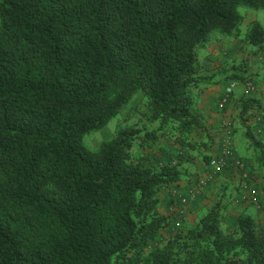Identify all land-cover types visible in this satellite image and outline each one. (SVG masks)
<instances>
[{"label":"trees","instance_id":"1","mask_svg":"<svg viewBox=\"0 0 264 264\" xmlns=\"http://www.w3.org/2000/svg\"><path fill=\"white\" fill-rule=\"evenodd\" d=\"M242 8L264 10V0H0V264H264V230L246 212L225 230L222 197L175 230V215L159 212L190 152L211 160L197 98L214 84L200 54L241 35ZM243 38L264 48L256 20ZM247 70H222L226 85H245ZM135 96L141 127H118L86 148L84 135ZM260 105L253 97L235 103L264 172V144L247 124ZM163 139L185 150L178 160L152 154Z\"/></svg>","mask_w":264,"mask_h":264},{"label":"rangeland","instance_id":"2","mask_svg":"<svg viewBox=\"0 0 264 264\" xmlns=\"http://www.w3.org/2000/svg\"><path fill=\"white\" fill-rule=\"evenodd\" d=\"M240 13L244 17V21L242 24L243 26L241 27V35L237 38L224 37L221 38L220 40H217L216 42H212L208 48L209 51L206 49L207 52L205 51L204 53H202V58H200V62L204 67V70L202 71V75H206V76L213 75V77L211 78V80H209V82H212V84H214L213 86L216 85L215 88L219 91H222L225 88V86L232 84L230 82V84L226 85L227 83H229V80L226 79L227 75L226 73H223L222 70L231 69L232 67L238 65H244V67L248 69L246 72L248 81H253V82L254 80L263 81L264 79V77H259V76H263L264 54H263V60L261 61L260 60L261 54L257 56V54H259L257 48H254L253 46L250 47L249 45L245 44L244 42L245 38H243V34L245 33L246 28L249 22L252 20L258 21L264 28V10H252V9L242 8L240 9ZM232 72L233 70L229 71V73ZM262 84L263 83H261V85ZM245 90H246V86L244 84L235 83L233 95H235L237 99L251 97V95L246 96L244 94ZM229 106L230 105H228V107L225 110L219 111V113H221V117H220L221 123L222 124L227 123L230 125V131L232 130L233 137L234 135L236 137L239 131H242L244 135V129L241 127L237 118V114L239 113L238 109H235L234 112V110L230 109ZM142 112H144L143 103L139 96H135L130 102V104L123 111L120 112V115L113 118V120L104 129L84 135L83 144L89 150L94 151L96 150L98 144L101 141L112 137L118 127H134V128L141 127L140 125L142 124V122L140 120V117L141 115H143ZM234 129H236V132L233 131ZM204 138H205L204 135L201 134L200 131L196 132V136H195L196 140L200 141V140H204ZM236 141H237L236 151L238 152L239 155L245 156V158H240V159L245 160L246 163H248L249 167H252V169H254L253 181L257 182L256 188L260 192L259 185L264 184V172L261 171L257 165L253 164L254 151H248V149L244 147L245 143L243 144L241 140H239L237 137H236ZM160 142H161L160 145L161 147L159 146L154 147L152 151V154L157 158L161 157L162 159H165V157L170 156L176 161L178 160L176 155L178 153L180 154V152L183 153L185 151L183 149L180 150L178 145L172 144L171 139L170 140L163 139ZM249 149H251L250 146ZM198 151H200V149L196 148L195 151L190 152V155L191 156L194 155V157L191 159V161L188 164H184L181 166L182 171H184L185 176L189 178L188 179L189 181L202 178L200 176L201 173L198 174V171L199 169H201L202 166L208 165L200 158L199 156L200 154ZM139 153L141 154L145 152L138 150V154ZM247 156L249 157L247 158ZM134 158H135V147H134ZM225 185L226 183L222 182V184H215L214 188L211 187L212 185L210 186L211 188H213V190L207 194L208 196L205 195L202 200V201L204 200L209 201L208 203H206V206L209 207L216 199L222 197L224 198V202L226 204L225 208H227L228 204L226 203V201L230 200L233 195H234L233 200H235L236 193L238 192L237 190L238 186L233 183H228L227 186ZM236 200L240 201L241 203H245L247 201V199L240 200V197L236 198ZM233 219H234L233 217L232 219L230 217L228 220H224L225 223L222 226L225 230L233 226L232 225ZM178 223L179 225H173L171 228L173 229V227H175L174 228L175 230L177 227L180 228L181 226H184L180 224V222ZM260 224H259V228L260 230L263 231L264 225L262 224L260 225ZM171 228L165 229L161 233H159L154 238V240L150 242L149 249H153L163 244L164 241L171 235V233H173Z\"/></svg>","mask_w":264,"mask_h":264},{"label":"crops","instance_id":"3","mask_svg":"<svg viewBox=\"0 0 264 264\" xmlns=\"http://www.w3.org/2000/svg\"><path fill=\"white\" fill-rule=\"evenodd\" d=\"M210 44H209V46H210ZM209 46L207 47L208 51H209V49H208ZM207 50H205V51L207 52ZM218 50H219V48H218ZM257 50L259 51L258 52L259 54H257V56H259L261 54L260 60L262 61L263 60V54H264V48L263 49L260 48ZM204 52H202V53H204ZM202 53H201L200 58H202ZM203 70H204V67H203ZM259 77H264V71H263V76H259ZM249 82H251L253 84V87H254V92L251 95V97L257 99L260 102L261 107L257 110H253V111H251V113H249L247 124L251 128V131H252V134L254 135V137L256 139L261 140L262 143L264 144V119L261 121H258V119H257V113L261 112V110H264V79H263V81L254 80V82L253 81H249ZM261 83H263V84L261 85ZM215 86L212 85V86L205 88L203 90L202 94L197 98L198 109H200V111L203 113V115L205 117L208 132L212 136L213 142H214L213 145L207 150V154L211 158L216 157L218 155V153L220 152V150L223 146V140H224V136H225V129H224V127H222L223 124L221 123V120H220L221 113H219L220 110L218 109V104H219L220 98H221V96H222V94H223V92L227 86H225V88L222 91L217 90L215 88ZM232 99H233V101L231 103H229V105H230L229 108L234 110V112H235V109H237L235 107V103L237 102L238 99L235 97V95H233ZM236 137L239 140H241V142L243 144L245 143L246 146L244 145V147L246 149H248V151H253L252 148L249 149L250 144H249L248 140L245 138V136L243 135L242 131H239L237 133ZM236 137H235V135L233 137L234 138L233 148L235 150V154L239 158H245V156L239 155L238 152L236 151V144H237ZM248 157L249 156H247V158ZM253 164L256 165L254 161H253ZM208 170H209L208 165L202 166L201 169H199L198 174L201 173L200 176L204 177L207 174ZM235 177H236V179H235ZM239 177H240V171L237 169L226 170L223 173H221L220 175H218V177H215V179L207 185V188L201 189L199 191V194L197 195L196 199H194L188 203V205L185 207L184 216L181 219L174 217V219H175V221H174V219L172 217L173 223L174 222H180L182 225H191L192 223H194V220L197 219L198 216L204 212L206 207H208V206H206V203H208L209 201H207V200L202 201V200H203L205 195H207L209 192H211L213 190V188L215 187L214 186L215 184H222V182L226 183L225 186H227L228 183L236 184L238 186L237 187L238 192L236 193V198L240 197V200H244L245 196L243 194V191L241 190V186H240L241 180L239 179ZM188 179L189 178H187L184 175L178 184L170 186V188H168V189H163V191L161 192V195H160V204H159L160 214L167 216V215H171L173 213L171 211V207L173 206L174 199L171 195V191L173 189H177L179 191V193H181L182 195H186L188 190L193 188V186L195 185V182L197 180V179H195V180L189 181ZM256 184H257V182H254L252 179L250 186H252L253 188H255L257 190V202L253 203L251 200L247 199V201L245 203H241L240 201H237L236 198H235V200H233V198H234V195H233L230 200L226 201V203L228 205H227V208H225V210L222 213V225H224V223H225L224 220H228L230 217H231V219H232V217L234 218L233 224H232V225H234L236 217L242 212L249 213L251 216L256 218L257 224L261 223L262 225H264V211H263V207H264V186L262 187V189H260V192H259V190L256 188L257 187ZM210 186L213 188H211ZM209 189H210V191H209ZM173 215H174V213H173ZM175 225H179V223L178 224L175 223Z\"/></svg>","mask_w":264,"mask_h":264},{"label":"built area","instance_id":"4","mask_svg":"<svg viewBox=\"0 0 264 264\" xmlns=\"http://www.w3.org/2000/svg\"><path fill=\"white\" fill-rule=\"evenodd\" d=\"M246 90L244 94L250 96L254 92L253 84L249 81L245 84ZM235 83L228 85L218 104V109L221 111L229 105V99L233 94ZM258 121L264 119V110L257 113ZM225 129V137L223 140V146L216 157H212L208 163V172L207 174L196 180L193 188L189 189L186 195H182L179 191L175 190L172 192V197L174 199V205L171 207V211L174 213L175 217L181 219L184 216L185 207L188 203L196 199L199 191L201 189L207 188V185L215 179L216 176L220 175L226 170L237 169L240 171V186L244 194V199H249L253 203L257 202V190L250 186L251 181L247 182L249 176V167L247 163L237 157L233 148V136L230 133V125L227 123L223 124ZM178 224V222H177Z\"/></svg>","mask_w":264,"mask_h":264}]
</instances>
